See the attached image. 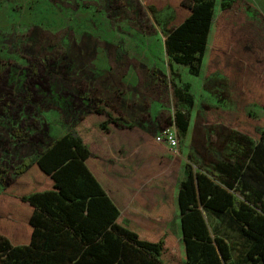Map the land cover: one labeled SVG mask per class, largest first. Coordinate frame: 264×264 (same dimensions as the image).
<instances>
[{
  "label": "rangeland",
  "instance_id": "1",
  "mask_svg": "<svg viewBox=\"0 0 264 264\" xmlns=\"http://www.w3.org/2000/svg\"><path fill=\"white\" fill-rule=\"evenodd\" d=\"M187 13L177 0H0V197L17 190L15 167L39 148L16 139L22 121L42 138L41 148L97 107L106 106L123 126L139 128L151 140L172 127L179 138L175 157L141 159L138 177L123 182L148 209L160 194L152 183L162 178L164 194L174 199V218L145 222L124 203L121 215L126 226L155 237L166 233L176 246L175 264H181L186 257L177 192L186 165L208 173L211 162L239 153L237 130L256 139L255 127L264 126V0L215 1L198 76L173 62L165 47ZM154 68L165 74L166 86ZM24 100L32 112L23 110ZM177 111L189 121L186 132L173 124ZM168 168L172 173L162 177ZM201 211L211 238L239 240L228 217Z\"/></svg>",
  "mask_w": 264,
  "mask_h": 264
},
{
  "label": "trees",
  "instance_id": "2",
  "mask_svg": "<svg viewBox=\"0 0 264 264\" xmlns=\"http://www.w3.org/2000/svg\"><path fill=\"white\" fill-rule=\"evenodd\" d=\"M215 1L177 0L188 13L166 38L171 60L194 76L201 71ZM152 74L167 85L160 69ZM28 103L24 100L23 110H31ZM173 124L186 132L189 121L177 111ZM20 125L16 139L39 148L15 167L17 190L0 197V264H166L165 259L175 264L176 246L166 233L155 237L123 225L119 208L93 173L106 159L103 137L123 126L117 113L106 106L89 109L71 131L42 148V138L31 135L23 121ZM255 132L256 139L237 130L239 153L211 162L208 173L186 165L177 196L186 257L181 264H264V126ZM201 208L228 217L239 240L211 238ZM164 209L170 216V204L152 215ZM20 227L23 233H16Z\"/></svg>",
  "mask_w": 264,
  "mask_h": 264
},
{
  "label": "crops",
  "instance_id": "3",
  "mask_svg": "<svg viewBox=\"0 0 264 264\" xmlns=\"http://www.w3.org/2000/svg\"><path fill=\"white\" fill-rule=\"evenodd\" d=\"M148 138L149 136L143 133L139 128H126L125 126H122L120 128L112 129L111 134L103 137V140L108 143L106 159L97 162L93 170L94 175L101 182L103 188L108 193V196L119 208L120 216L118 218L123 225L125 224L121 212L124 209L128 210L129 213L135 216L141 217L145 222L154 221L157 225V222L160 223V221L163 220L169 221V219L172 220L174 218V199L173 196L172 199H170L164 194L163 189L165 187V182H162V178L161 181L156 180L152 183V185L156 186V189L160 191V194L156 196L155 203L148 209L141 207L137 201H135L132 192L123 182L124 180L130 181L138 177L143 164L141 159H144V161L147 159H154L159 162L170 156L175 157L177 154V149L174 150L167 145L158 144L154 139H152V141L151 138ZM172 171L171 168H168L163 171L161 175L162 177L169 175ZM168 181L173 182L169 179ZM123 203L124 209H122ZM169 204L172 209L170 216L169 211L165 209L157 216L152 215L155 210ZM128 227L138 229L139 231H148L135 225H128ZM156 228L159 229L158 226Z\"/></svg>",
  "mask_w": 264,
  "mask_h": 264
},
{
  "label": "built area",
  "instance_id": "4",
  "mask_svg": "<svg viewBox=\"0 0 264 264\" xmlns=\"http://www.w3.org/2000/svg\"><path fill=\"white\" fill-rule=\"evenodd\" d=\"M178 140L179 138L172 127L162 129L154 137V141L158 144L167 145L174 150L178 148Z\"/></svg>",
  "mask_w": 264,
  "mask_h": 264
}]
</instances>
